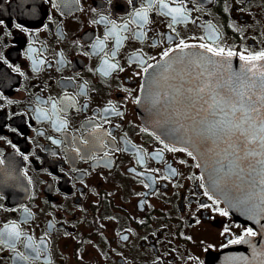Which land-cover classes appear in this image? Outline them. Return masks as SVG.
Instances as JSON below:
<instances>
[{
	"label": "flooded vegetation",
	"instance_id": "flooded-vegetation-1",
	"mask_svg": "<svg viewBox=\"0 0 264 264\" xmlns=\"http://www.w3.org/2000/svg\"><path fill=\"white\" fill-rule=\"evenodd\" d=\"M209 48L264 52V0H0V264H207L247 236L140 107Z\"/></svg>",
	"mask_w": 264,
	"mask_h": 264
},
{
	"label": "water",
	"instance_id": "water-1",
	"mask_svg": "<svg viewBox=\"0 0 264 264\" xmlns=\"http://www.w3.org/2000/svg\"><path fill=\"white\" fill-rule=\"evenodd\" d=\"M240 91L261 107L264 59L249 62L184 50L149 72L140 102L147 126L189 149L208 190L255 233L210 255L207 264H264V148L258 140L245 146L239 132L227 130L228 122L241 116L230 112L231 104L239 107ZM251 116L259 127L264 108Z\"/></svg>",
	"mask_w": 264,
	"mask_h": 264
},
{
	"label": "snow or ice",
	"instance_id": "snow-or-ice-1",
	"mask_svg": "<svg viewBox=\"0 0 264 264\" xmlns=\"http://www.w3.org/2000/svg\"><path fill=\"white\" fill-rule=\"evenodd\" d=\"M162 7H167V5L162 4ZM169 11H172V10L170 9ZM201 47H205V46L202 45ZM208 50L212 51L214 55L222 56L225 54L223 49L216 51V50L209 48ZM165 55H167V53H165ZM233 55H235V53H233V52L227 53V56H229V57H231ZM240 59L247 60L249 62H251L253 60H261V59H264V52H261L256 56L241 55ZM145 71H147V69H145ZM203 91H204L203 88L199 89V92H203ZM238 96L240 97V99L238 101L239 107H237L236 103L231 104L230 105V112H231V115L233 117H235L237 112H240L241 116L237 118V121H229L228 122L229 126H228L227 130L230 132L231 131L239 132V135L241 137H244L245 146L248 143H252V142L258 140L260 143V146L262 148H264V118L260 119L259 127H257L256 122L253 120V118L251 116L252 112H257V113L260 112L261 108H264V103H262L261 107L258 108V107L253 106V104L251 103V97L250 96L247 97V100L245 99L247 94L244 91H240L238 93ZM259 99H260V101L264 102V96L260 97ZM213 103H214V105L219 106L221 102L219 100H217L215 97H213ZM220 110L224 111L223 107H221ZM227 114L228 113H225V115H227ZM221 123H223V122H221ZM244 125H247V128H245ZM220 130L224 131L225 129L220 128ZM261 183L264 184V180H262ZM223 214H226V213H223ZM245 235L254 236L255 233L251 229H248L245 232ZM243 239H244V237L241 236L240 239L232 241V243H240L241 240H243Z\"/></svg>",
	"mask_w": 264,
	"mask_h": 264
}]
</instances>
